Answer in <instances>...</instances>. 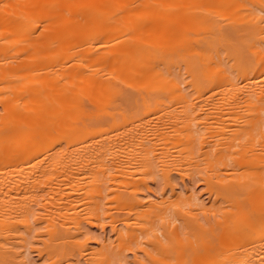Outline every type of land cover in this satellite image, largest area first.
<instances>
[{"label": "bare ground", "instance_id": "bare-ground-1", "mask_svg": "<svg viewBox=\"0 0 264 264\" xmlns=\"http://www.w3.org/2000/svg\"><path fill=\"white\" fill-rule=\"evenodd\" d=\"M261 13H264V0H0V50H60L58 70L60 72L59 76L61 77V85L60 87L58 86L60 88L59 95L58 91L56 92V95L59 96L58 101L56 102V105L58 107L54 106L53 109L55 110V107L58 108L56 112V117L58 116V119H53L59 121L55 122L58 124V130L56 128H50L47 131V129H45L46 127H44L45 124L48 123V119L46 118L52 116L49 115L50 113L52 114V111L50 110V113L47 112L48 110L46 107L44 110V112L46 111V115L43 112L44 108L42 107V111L40 109L41 106H43L41 104L44 103V100H42L43 96L40 95L42 92L40 93L39 86H36V83H39V80L41 79V76L38 75V79H40H35L37 82L33 81L36 87L31 88V92L28 90V87L26 88V90H28L31 95L29 96V93L26 94L28 92L26 90V93H22L29 96L28 99L26 98L27 96L25 97L23 95L24 98L28 99L32 104H38V108L36 107V110L32 107L27 108V112H23V110L19 109L17 104L15 103V101L17 100L15 98L16 100L14 101V103L19 110L17 108H15L17 110H14L13 108L11 110L9 109L10 114H12L13 116V120H15V122L13 121V123L15 124L13 125V123H10L12 121V118L8 117L10 122L8 123V120H6L5 118V120L7 121V125L4 124L5 126H3V123H1L0 125V152H9L12 148L13 150L18 149V147L20 148L23 142L26 140L24 142V146L20 148L19 151H13V154L9 153L11 155L8 156H15V158L12 157L14 160H16L17 156H21V158H19L24 159L25 162L34 159L35 156L38 155V152H42L39 150L40 144L45 143V140L49 142V139H43L44 137H47V133L44 134L43 128L44 130H46V132H48V136L50 133H52L49 132V130H57L59 134L56 131L53 132L57 133L59 136V143L57 146L59 147L60 145V147L58 150L56 148L57 153H55L57 156V161L60 164L61 170L63 172V174H61L63 176L59 179V182H63L64 187H62L61 184H58L57 187L53 189L54 192L57 193V199L61 200V202L64 204L65 202H68L69 205L70 202L74 201L75 197H78L76 196V194H78L80 190L85 188L86 185L83 188V185L81 187V184L78 185V182L82 178L81 174H83L87 169L92 171V169L96 167V171L99 172L100 176L95 173L96 171H94V173H91H93V176H95L94 174H97L99 177H101L98 179L101 190L105 187L108 189L106 184L109 182H107V178L109 177L108 170L113 171V165L116 164L114 162H109L110 164L107 163L105 153L113 144H117L119 142V144L117 145H125L126 143H128L127 136L122 135V137H118L119 134H117L118 136L116 135L117 137L112 139L110 145L106 144L103 141L94 142L91 139V134H93L97 126L100 125L96 123H98V121L104 120L105 116H108L107 114H96L95 107L98 101L106 100L120 102L126 101L127 99H130L132 97H137L145 100H187L189 96L188 92H186L184 89V85L187 86V83L189 82L191 83V85H193L194 93H198V95L203 94L205 88L207 89L205 91L210 90L211 93L212 91H214L213 93L215 95L221 94L223 98L227 93H230V98H232L230 100L233 103L237 104L239 102H246V105L248 104L252 107L253 112L249 119L245 121L246 123L242 126L236 125L233 128L228 129L227 125L224 124L223 126L219 127L218 130L215 131L216 140L211 144H209L208 142V147L206 148L205 153L214 151V154H218L223 158H230L231 155H233L234 152L239 151V149L242 148L243 145L249 144L247 147L244 146V149L241 151V153L237 152L238 156H233L231 160L232 166L240 165L247 169L245 172L241 173L240 176H234L233 179L229 180L225 179L224 177H219L220 174L218 173V175L216 173L218 179L213 185L212 182L209 183L210 177L206 176L208 177V180H205L206 185H212L209 188L207 186V188L211 191L209 192L215 194L216 200H220H218V202L216 201L217 210L219 211V218H217V220L214 219L215 223L213 222L214 220L211 221L209 217L203 218V220L205 224L207 222H213L215 226L214 229L217 230H215L216 233L218 232L216 235V239L219 238L217 237L219 235L220 237H222L221 242H223L222 239H225V241L226 239H228L226 243L232 242V246L230 245V251H228V253L224 255L226 260V262H224L225 264H264V84H260L259 80L262 79L258 78L261 75H264V45H253L254 41H252L251 38V36L254 35L253 39L255 38L257 40L258 38H261L262 40H264V14ZM39 26L40 28H38ZM243 30H245L248 36H250L248 41H251L253 43L252 44L251 42H249V44L251 43V48L249 47L250 50H248L249 48L247 46L246 47L248 49L246 48V50H239V48L236 49L237 46L241 47V49H245V44L248 45L245 41L246 37H244V40L240 39L242 40L240 42L245 43L244 46H241L238 42L236 43V41H239L237 36H241L238 32H244ZM261 39L259 40L260 42ZM234 44H236V46ZM33 61H35V57L33 58ZM23 63L24 62L21 63L22 68L17 65L19 67L18 69H23ZM36 64L37 63L33 64L34 68ZM30 65L32 68L33 65L31 63ZM42 67H44V65ZM24 68L26 69L25 66ZM32 71L34 72V70ZM184 75L185 77L187 76L188 78H191V80L185 78ZM2 77V74H0L1 80ZM34 78H36V76ZM4 80L6 81V79ZM242 80H244V84L239 85V81ZM47 83L49 82L47 81ZM194 84L196 86H194ZM40 85L44 86V84ZM203 87L204 90L202 92ZM199 89L201 90V92L199 91ZM52 91L55 90L53 89ZM222 94L225 95L223 96ZM50 95L51 94H48L46 96L45 94L47 98ZM52 95H54V93ZM56 95L51 97V99L56 97ZM1 97H3L4 99V96ZM226 97L228 96L226 95ZM12 98H10V101L12 100ZM47 98L44 99L47 101ZM6 102L7 101L5 98V101H2L3 108L5 106L4 112L5 109H7ZM18 104H20V102ZM49 104H51V102L48 103V107H50ZM232 106L231 108L233 109ZM235 106L234 108L236 109L237 106ZM51 108H53L52 105ZM5 116L6 115L4 114L3 117ZM189 116V114L183 115L181 123L185 125L190 124ZM191 117L192 116H190V119H192ZM51 121L49 122L51 123ZM55 123L53 125H56ZM8 124L12 125V127ZM51 124H49L48 126H50ZM137 125V127H126V129L124 128L125 132H134L137 130L135 128H141L138 129L141 131V136L139 140V159L137 160V163L144 167V170L146 171H144V174L151 173L156 176V173L153 172V169H155L153 168V166L155 167L154 163L157 164V162H160L163 166V169H158V171H164L163 173L161 172L162 177L165 176L164 178H166L168 180V184H170L169 177L171 173L169 172L173 168H175V170L177 169V167L175 166L177 165L178 160H171L170 153L168 151L162 152L165 155H163V159L159 160V142L157 143L152 140L155 136L152 135L153 138L149 137L150 134H148L147 129L142 126V124ZM18 126H24L25 128H27V130H25L21 127L22 130H25L27 134L25 133V131H20L19 129L20 135L22 134L21 132H24V136H27V138L24 141H21L22 143H16L18 145L17 146L12 142L15 140L13 138L16 137L15 133L19 128ZM168 127L174 128L175 126L172 124ZM176 130L178 129L176 128ZM19 132L16 133L18 136V140L20 138L18 135ZM128 132L125 134L127 135ZM121 133L124 134V132ZM24 136L21 135L22 138ZM11 138L13 139V141H11ZM51 138L53 137L51 136ZM203 142L204 141L201 140V145L199 144V148H205V145H202ZM11 143L14 144L15 147L17 146V148L12 147ZM10 146L12 148H10ZM195 146L196 142L194 143L193 147L195 148ZM41 147L43 148L42 145ZM42 148L40 149L42 150ZM111 148L113 149L114 147ZM118 149L120 148L118 147ZM118 153L111 151V156L108 160L113 161ZM41 154L38 156L43 155ZM45 157L47 156L45 155ZM52 157L54 156L52 155ZM126 157L128 158L127 155ZM136 159L137 158L135 156H130V158H128V160H125L122 164H129L130 160L136 161ZM40 161H43V159ZM57 161L53 160L52 162L57 163ZM118 161L119 163L121 162L120 160ZM25 162L23 163L24 165ZM34 162L36 165L37 161ZM70 164L78 166L73 170L69 169L68 171H66L65 168L69 167ZM46 165L42 167L44 168ZM36 166H38V164ZM120 167L122 169V166ZM36 168L38 169V167ZM45 169L47 168L45 167ZM45 169H41V171L39 170L41 172H38L39 176L40 174L46 175ZM124 170H126V168H124ZM134 171L135 169L133 170V172ZM174 171L172 170L171 172ZM35 172H31L32 175ZM49 172L46 171V173ZM120 172L121 174L124 173L121 170ZM125 172L126 174H130V172L128 171ZM111 174L110 177L113 178L114 174ZM98 176L96 178H98ZM123 176H121V178ZM198 177L201 178L200 175H198ZM36 178L37 177H35V179ZM170 179L173 180V177H170ZM136 180L137 181L135 183L137 184L138 179ZM144 180L145 179H143V181ZM51 181L47 182L50 184ZM12 182L13 181H11V183ZM123 182L124 181L122 179L121 183L124 186H127L126 188L128 189L131 187V189H133L131 190V192L134 191V193H136L135 195H137V192L140 193L139 191H136V187L135 190L132 186H128V183L127 185ZM44 183H46L45 180H42L40 178H37L36 182H32L31 185L26 186V183H24V193L26 194L25 191H28V189L32 190V193L33 191L42 192V190H45V188L42 187ZM114 184H116L117 187L119 185V182L116 181ZM139 184H142V181ZM14 186L16 189L21 190V187H19L21 186V184L17 183ZM91 186L95 188V186ZM48 187H50V185ZM5 188L7 192H10L14 189L13 185L11 184L8 187L5 186ZM94 188L92 189L95 192L96 188ZM0 189H2V187H0ZM97 189H99V187ZM118 190L120 191L119 188ZM87 191H90L89 187ZM250 191L252 192V194H258L257 197L256 195H253V198H251ZM85 192L86 191L84 190V193ZM128 192L131 194L130 191ZM128 192L126 191V193ZM6 193L4 194V197L8 195V200L4 201L5 198L3 200L0 197V240L2 238L5 240L0 242V246L1 248H3L5 243L9 246H7V248L5 249H1L0 251L2 252V255H4L3 253H5L6 255L4 256L11 257V254L14 253V246H12V241H9V243H7V239L10 236H15V233L19 230V226H24L26 229H28L29 218L31 219L29 215L31 214V206L30 204L28 205L27 203H23L24 201H16L17 199L14 198L16 196L12 197L13 195L11 196ZM14 193L17 194L16 192H13V194ZM98 193L97 195L100 194ZM30 197L32 198V196ZM36 197L39 196L36 195ZM80 197L81 199L82 197L86 198L83 195H80ZM64 198H66L67 201ZM96 198H92L93 201L91 200L92 203H95L94 205H97ZM125 198L128 199L129 197ZM62 199H64L65 201H62ZM81 199L78 201H82ZM99 199L97 198V202ZM131 199L134 200L132 196L130 200ZM32 200L35 199L32 198ZM138 200L139 199L137 195V199L135 198L134 200L135 204L132 201L133 207L140 205ZM223 202H226V204L222 205ZM99 203L100 202H98V204ZM136 203H138V205ZM33 205L34 203H32V208ZM145 205L147 206V204ZM148 205L150 204L148 203ZM65 206L68 209L67 203ZM99 207L102 208L103 204ZM146 208H148L147 210L150 209L149 207ZM16 209L20 210L22 216H15V213H17L15 211H18ZM96 209L98 210V207ZM96 209L95 211H92V214L96 217H94L95 219H98L99 212H96ZM141 209L142 207H140V209L137 208V210ZM156 209H158L159 211L161 210L160 208ZM143 210L145 211V209ZM151 210L152 209H150V211ZM98 211H100V209ZM133 211L135 212V210ZM150 211L148 212V214H152L153 216L154 212L152 211V213ZM94 212L96 213V215ZM158 213L159 212L157 211V214ZM118 214L121 215L122 212H118ZM74 217L76 218H74L75 220L79 219L80 221V218L77 219L78 216L75 215ZM65 218H68V216H65ZM70 218L73 219V217L71 216ZM125 218L127 219V217ZM194 221H197L193 224H198V228L203 225L196 219ZM62 222L63 225L61 226H56L55 224L52 225L50 233L54 238L63 240L74 239L75 241H77V238L80 235L82 236V234H86L85 230H83L84 228L82 229L83 231H81L82 226L80 227V230H78V223H75L78 227L76 232H73L72 230L71 232L70 230H68L69 227H67V229L62 228L65 223L64 221ZM82 222L79 223L81 224ZM84 222L81 225H83ZM88 222L89 221H87V223ZM149 222L150 221H148V223ZM148 223L147 225L144 224L146 225L145 228L147 230L142 226L145 232H147L144 234L150 233V229L152 228V226H149L150 224ZM150 223L151 225L153 224L152 222ZM91 224L92 223L88 225L90 226ZM124 224L130 225L128 224V222H125ZM112 227H114V230L115 227L117 228V226H113V224ZM127 227L129 226H126V228ZM88 228L89 227H87V229ZM175 228L176 226L174 227V229L172 228V236H174V234L176 235L177 233L175 231ZM201 228H203V226ZM153 229L155 228H152L151 232L153 231ZM214 229L211 230L214 231ZM211 230L209 231L210 233ZM118 231L120 230H117V232ZM132 233V235L129 234L131 235V237H129V240L131 239L129 242L131 243L133 241L135 242V240L137 239L136 236L138 232ZM151 234H153V236L156 235H154V233H150L149 236L151 237H153ZM163 234H166L165 230ZM145 237L146 236H144V238ZM208 237H211V235H208ZM141 238L139 237L138 240L140 241ZM155 238L157 239V235L155 236ZM214 238L215 235L213 238L206 239H208V241H212ZM229 239H231V241ZM179 240L181 239L179 238ZM75 241L73 243H75ZM186 241L190 243L189 239ZM185 242L184 244L186 249V245L189 244ZM214 242H212V246ZM78 244L81 243H77L76 246H80ZM223 244L221 246H223ZM134 245H137V247L140 248L139 245L136 244V242L134 243ZM131 247L132 246H130V248ZM192 247L193 246L190 244L189 248L193 249ZM210 247L208 248V250L212 249ZM224 248L223 250L226 251ZM83 249L82 251H84ZM214 249H216V246ZM80 250H78V252L76 253L79 254ZM186 250L188 251V249ZM208 250H206L207 254L209 252H212L211 250H209L208 252ZM222 253L224 254L223 251ZM82 254L83 253H80L81 256ZM113 254L115 253L113 252ZM243 255L245 256V258H242L241 261L239 256ZM76 259L77 258H75V260ZM238 259H240V262ZM225 260L223 259V261ZM80 261L81 260H79L78 263Z\"/></svg>", "mask_w": 264, "mask_h": 264}, {"label": "rangeland", "instance_id": "rangeland-1", "mask_svg": "<svg viewBox=\"0 0 264 264\" xmlns=\"http://www.w3.org/2000/svg\"><path fill=\"white\" fill-rule=\"evenodd\" d=\"M261 14H264V13H261ZM45 25H46V23H45ZM38 28H40V26ZM241 31L238 32V33H240L239 35H241L240 36L241 38L239 36H237L239 41H236V43L238 42V43H240L241 46L242 45L244 46L245 43L240 42V41H242L240 39L244 40V37H246L245 41L248 45L245 44V46H244L245 49H241V47H238V46L236 48L235 47L236 44H234L235 45L234 47L236 49L239 48V50H246L247 47L248 48L250 47L252 42L248 41L250 36H248L247 32L245 30H243L245 33L241 32ZM241 33H243V34H241ZM253 37H254V35L251 36L252 41H254L253 42L254 44L252 43L253 45H255V44L256 45L257 44L264 45V40H262L260 38L261 42L259 41L260 40L258 38L259 35H258V37L256 36L258 38L257 39L258 42L255 38L253 39ZM249 42H251V43L249 44ZM237 45H239V44H237ZM250 48L248 50H250ZM59 51L60 50H0V74H2V76H3L2 80L0 78V81H2V82H0V101H1V103H0V125H1V123H3L2 124L3 126L7 125L6 120H8V123H9L10 122L9 118H12V121L10 123H13V121L15 122V120H13L12 114H10V112H9V109L11 110L13 108L14 110H17L19 108V109H22L23 112H27V110H28L27 108L32 107L33 109L36 110L38 108V104H34V103L32 104L28 99H29V96L31 95L30 89L34 88L36 86L37 87L39 86L40 93L42 92L40 95H42L45 99L47 98L46 96L48 94H51L49 96L50 99L48 97L47 101L42 97V100H44V103L41 104V105H43L40 108L41 111L44 108L43 109V112H44L46 107L48 110L47 112L50 113L52 111V114L51 113L49 114V115H52V116H50L52 121H51L50 117L46 118V119H48L47 120L48 123L49 124L52 123V124L50 126H48L49 124L47 123L48 125L45 124L44 127H46L45 129H47V131L50 128H53V129L56 128L57 129L58 124L55 122L58 120H53V119H55V118L58 119V116L56 117V112L58 109V108H56V107H58L56 105V102L58 101L59 96L56 95V92L58 91V95H59V89H60L59 87L61 85L60 84L61 83L60 82L61 77L59 76L60 72L58 70V68H59ZM34 57H35V61H33ZM22 59H26L27 61L22 60ZM22 62L25 63V64L23 63V69H18L19 68L18 66H20V68H22L21 67ZM30 63L32 65L37 63L38 66L36 64L35 68H34V65L31 68ZM41 65L42 66L44 65V67H42ZM24 66L26 67V69L24 68ZM45 66H46V68H45ZM30 68H31V70H30ZM4 69H5V71H4ZM7 69H8V72H7ZM32 70H34V72ZM7 73H9V74H7ZM38 75L41 76L40 77L41 79L39 78L40 80L38 79V77H39ZM185 75H184V77H185ZM35 76H36V78H34ZM185 78H188V77L186 76ZM258 78L262 79V80H259V82H260V84L263 85L264 84V79H263L264 75H261ZM4 79H6V81ZM35 79H38L39 83L42 85L44 84V86H41ZM188 79L191 80V78H188ZM46 80L49 83H47ZM33 81H36L38 84L35 82L36 83V86H35ZM186 81H187V79H186ZM28 83L30 86L28 85ZM189 83H187V86L184 85V89L186 92H188V96H189L187 100H181V99H177V100H175V99L174 100H171V99H165V100L164 99L163 100L162 99L161 100L149 99V100H145V99H141V98H137V97H135V98L132 97L130 99H127L126 101H120V102L119 101H106V100L105 101H98V103L95 107L96 114H107L108 116H105L104 120L98 121V123H96V124H100V125H98L95 132L93 134H91L92 135L91 139L94 142L103 141L106 144L110 145L112 139L117 137L118 136L117 134H119L118 137H122V135L127 136L128 143H126L125 145H117V144H119V142L117 144H113L110 146L109 150L105 153L107 163L114 162L116 164V165H113L114 166L113 171L108 170L109 177H110L111 173L114 174V177L109 178L108 176H106L109 178V179L107 178V182L111 181L110 182L111 184L109 182L106 183L108 189L105 187L101 190L100 185L98 183L99 182L98 179L101 177H99L100 174H99V172L96 171V167L94 169H92V171L87 169L83 174H81L82 178L78 182V185L81 184L80 185L81 187H82V185H83V188L85 185L86 186L84 189L80 190V192L78 194H76V196H78V197H75L74 201L70 202L69 205H68V202H65V204H64L61 202V200H58L57 199V193L54 192V189H55V187H57L58 184H61V186L64 187L63 182L62 183L59 182V179L63 176V175H61V174H63V172L61 170L60 164L57 161V156H56V153H57L56 148L58 150L60 147V145H59V147L57 146L59 143V138H58L59 133L57 132L58 129L53 130V131H56L58 134L53 132L52 129H51V131L49 130V132L53 133V134L50 133L49 134L50 137H49L48 132H46V130H44V128H43L44 134L47 133L46 134L47 137H44L43 139L44 140H45V138L49 139V142L47 140H45L46 141V142L44 141L45 143L40 144L39 150L42 152H40V153L38 152L37 154L40 155L42 153L43 155L42 154H41L42 156L37 155L34 158L36 160L31 159V160H28L25 162L24 159H20L21 156H17L16 160L13 159V158H15V156L12 155L13 158L8 156V155L13 154L12 153L13 151H15V152L17 150L19 151L20 148H22L25 144L24 142L26 141L25 139L27 138V136L25 137L24 134L26 133L25 130H27V128H25L24 126H20V127L18 126L19 128L16 131V133L19 132V129L21 131L23 128L25 130H22V131H25V133L21 132L22 133L21 135H23L24 137L22 138L20 135V132H19L18 135L20 138L18 140V138H17L18 136L15 133L16 137H14L15 136L14 135L13 139H15L14 141H17V140L18 141L14 142L12 138H11L12 139L11 141H13L12 143H15V145H17L16 143L19 144L21 141L25 140L23 142V144L21 145V147L20 148L18 147V149L13 150L12 147L17 148L18 145L15 147V145L11 143V146H12V147L10 146V148H12V149H10L11 151L8 152L5 150L6 152H4V151L0 152V187H2V189H0V193H1L0 197L3 200L5 198L4 201L8 200L9 199L8 195H6L4 197V194L7 192L5 186L8 187L10 184L13 185L15 190L13 189L14 191L11 190L10 192H7L6 194H9L11 196L13 195L12 197L16 196V197H14L17 199L16 201H22V202L24 201L23 203H27L28 205L30 204L31 214H29V215H30L31 219L29 218L28 229H26L24 226H19V230L15 233V236H10L7 239V243H9V241L13 242L12 246H14L13 247L14 253L12 252L13 254H11L12 255L11 257H6V256H4L6 254L3 253L4 255H2V252L0 251V264H196V263L197 264H223L224 262H226L224 255H226L228 253V251H230V248L232 246L231 245L232 242L226 243V241L228 239H226V241H225V239H222L224 242V244H223V242H221L222 237H220L219 235L217 237H219L220 239L219 238L216 239V235L218 232L216 233L217 230L214 229L215 226H214L213 222L215 223L214 219L217 220V218H219L218 217L219 211L217 210V203H216V201L218 202L219 199L216 200L215 194L210 193L211 191L208 188L210 186H212L213 184H215V182L218 179V176H217L218 173L220 174V175L218 174L219 177H224L225 179L229 180V179H233L234 176H240L241 173L246 171L247 168H244L240 165L232 166L231 160H232L233 156L234 157L238 156L237 152L241 153V151L244 149V146L247 147L249 144L243 145L242 148H240L239 151L234 152L230 158H223V157L219 156L218 154H214L213 153L214 151H209V153H205V150L208 147V142H209V144H211L216 140L215 131L218 130L219 127H221L225 124V125H227L228 129H230L236 125H238V126L244 125L246 123L245 121L248 120L249 117L251 116L253 109L248 104L246 105L245 104L246 102L245 103L239 102V103H237L238 105L233 103L230 100V99H232V98H230L231 97L230 93L226 94L228 97H226L225 94H222L223 96L225 95V97L223 98L221 96V94H217L215 92L217 94V95H215L213 93L214 91H212V93L214 94L213 95L210 90L205 91L207 89L205 88V90H204V87H203V89H202V92L204 90L203 94L198 95V93L197 94L194 93L193 85H191V83L189 85ZM46 84H47V86H46ZM182 84H186V83H182ZM243 84H244V80L239 81V85H243ZM21 85H25V86H21ZM194 86H196V85L194 84ZM27 87H28V90L30 92L28 90H26ZM13 88H16V89H13ZM53 89L55 91H52ZM25 90L28 92L26 93ZM10 91H12V92H10ZM14 91H16V92H14ZM17 91L20 93H18ZM45 91H49V92H45ZM199 91L201 92L200 89H199ZM24 92L26 94L29 93V96L22 94ZM43 92L46 94V96ZM53 93H54V95H52ZM23 95L25 97L27 96L26 98H28V99H25ZM55 95H56V97H54L55 99L54 98L51 99V97H53ZM1 96H4V99ZM12 96H13V98H12ZM5 98L7 101L6 102L7 109H5V112H4L5 106L3 108L2 101H5ZM10 98H12L11 101H10ZM26 100H27V102H26ZM30 100H31V97H30ZM14 101L17 104L18 108L16 107V104L14 103ZM19 102H20V104H18ZM50 102H51V104H49L50 107H48V103H50ZM51 105L53 108H51ZM239 105H240V107H239ZM54 106H56L55 110H53ZM231 106L233 107V109L231 108ZM234 106L236 107V109L234 108ZM15 108H17V109H15ZM22 110H20V111H22ZM229 111H231L232 113ZM53 113H54V115H53ZM4 114L6 115L5 117H3ZM185 114H189L190 116H192L191 117L192 119H190V116H189L190 124H188V125L181 123L182 117ZM179 116H181V117H179ZM5 118H6V120H5ZM178 120H180V121H178ZM47 121H45V122H47ZM49 121H51V123ZM54 123L56 125H53ZM14 124L15 123H13V125ZM137 124H142V126H144L147 129L148 134H150L149 137L153 138V136H155L152 140H154L157 143L159 142L158 143L159 144V148H158L159 150L157 149L159 152V155H158L159 160L163 159V157H164L163 155H165V154H163L162 152H165V151H168L170 153L171 160L172 159L178 160L177 161L178 166L177 165L175 166V167H177V169L175 170V168H173V169H171V171L172 170L173 171L175 170V171L169 172L172 174V175L170 174V177L171 178L173 177V180L170 179V177H169L170 184H168V180L166 178H164L165 176L162 177V173L164 171L163 172L158 171V169H160V170L163 169L162 168L163 166L160 162H157V164L154 163L155 167L153 166V168H155V169H153L154 170L153 172L156 173V176H154V174H151V173L150 174L149 173L144 174V171H145L144 167L137 163V160L139 159V142H140L139 140H140V136H141L140 135L141 131L138 129H141V128H135L137 130L136 131L133 130L134 132H131V131L125 132L126 127L127 128L137 127L138 126ZM172 124L175 127L169 128L168 126H170ZM9 126L12 127V125H9ZM47 127H49V128H47ZM176 128L178 130H176ZM121 132H124V134H122ZM127 132H128V134L126 135L125 133H127ZM51 136L53 138H51ZM201 140L205 142V143L203 142V144H202V145H205L204 149L199 148V144L201 145V143H200ZM195 142H196V146L194 148L193 145ZM53 144H54V146H53ZM206 144H207V146H206ZM41 145L43 146V148L41 147ZM111 147H114V148L112 149ZM118 147L120 149H118ZM161 147L163 150L161 149ZM40 148H42V150ZM45 149H48V150H45ZM236 149H237V147H236ZM110 150L114 151L115 153L119 152L118 155L115 156L113 161L108 160V159H110V156H111ZM120 151H122V152H120ZM9 153H11V154H9ZM125 154L128 156V158H130V156L131 157L135 156L137 158L136 161L130 160V162H129L130 165L126 164L127 166L122 164L125 160H128V158L126 157ZM134 154H136L137 156ZM45 155L47 157H45ZM52 155L54 157H52ZM43 157H45V158H43ZM10 159H11V161H10ZM42 159H43V161H40ZM48 159H51V160H48ZM23 160L25 162V165L23 164L24 163ZM53 160L57 161V163L52 162ZM118 160H120L121 162L119 163ZM34 161H37L36 165L38 164V166L35 165ZM131 161H132V163H131ZM50 162H51V165H50ZM41 164H43V165H41ZM53 164H55V165H53ZM44 165H46L45 167L47 169H45V167L44 168L42 167ZM70 165H69V167H67L68 169L65 168L66 171H68L69 169L73 170L78 166V165L73 164V165H71L72 166L71 167ZM117 165H119V166H117ZM120 166H122V169ZM36 167H38V169ZM79 167H80V164H79ZM129 167H130V169H129ZM156 167H157V170H156ZM25 168H26V170H25ZM40 168L42 170L45 169L46 175L40 174V176H39V173H41ZM118 168L122 172H124V173H122L124 176L121 174V172ZM124 168H126V170H124ZM116 169L119 171H117ZM134 169H135V171L133 172ZM155 170H156V172H155ZM46 171L49 173H46ZM94 171H96L95 173H97L99 176L97 174H94L95 176H93ZM125 171L130 172V174L127 173L128 174L127 175ZM31 172L32 173L35 172L33 174L34 176L32 175ZM60 172H62V173H60ZM86 172H89V173H86ZM91 172H93V173H91ZM20 173H22V174H20ZM29 173H31V174H29ZM108 173H107V175H108ZM117 173H119V174H117ZM131 173L132 174L135 173V174L132 175ZM198 175H200L201 178H199ZM41 176H43V177H41ZM97 176H98V178H96ZM121 176H123V177L121 178ZM206 176L210 177L209 183L212 182V185H210V186L208 184L206 185L205 180L206 181L208 180L207 179L208 177H206ZM22 177H24L25 179ZM35 177L40 178L42 180H45L46 183H48L47 181H51V180L52 181L50 182V184L44 183L43 186L41 185L46 190V191L42 190V192H44V193H42L41 191H39V192L33 191V193H32L31 192L32 190L28 189V191L29 190L30 191L29 192L25 191L26 192V194H25L24 188H23V186H25L24 183H26V186L31 185L32 182L35 183L36 179H37V178L35 179ZM5 178H7V179H5ZM27 178H28V180H27ZM116 178H117V180H116ZM203 178H205V179H203ZM18 179L19 180L21 179V180L19 181ZM23 179L25 182L23 181ZM122 179L124 181L123 183H125V184L128 183L129 184V185L127 184L128 186H132L135 190L137 188L136 191L140 192V193L137 192V195H138V199H139L138 201H139L141 206L138 205V203H136L138 206H134L135 208L132 206L133 202L135 204L134 200H135V198L137 199V195H135L136 193H134V191L131 192V190H133V189H131V187L129 188L130 189L129 190L128 188H126L127 186H124L121 183ZM132 179H134V180H132ZM136 179H138L137 184L135 183L137 181ZM143 179H145V180L143 181ZM11 181H13V182L11 183ZM114 181L119 182V185L117 187H116L117 183L114 184L115 183ZM141 181H142V184H144V185L139 184ZM22 182H24V183H22ZM17 183L21 184V186H19V187H21V190H23V191L15 188L14 185ZM132 183L133 184L135 183L137 186L135 184L133 185ZM120 184H121V186H120ZM2 185L3 186L5 185V186L3 187ZM49 185H50V187H48ZM91 185L95 186V188L98 186L99 189H97L98 188L97 187L96 191L94 192V190L92 189L94 187H92ZM140 185H142V186H140ZM87 186L90 189L89 192L87 191V189H88ZM207 186H208V188H207ZM118 188L120 189V191L118 190ZM84 190L86 191L85 193H84ZM115 190H118V191H115ZM12 191L16 192L17 194H15V193L13 194ZM126 191L127 192L130 191L131 194L129 192L126 193ZM251 191H250L251 198H253V195L254 196L256 195V197H257L258 194H255V193L252 194ZM255 192H257V191H255ZM45 193H48V194H45ZM97 193L99 195H97ZM125 194H127L128 196ZM36 195L39 197H36ZM80 195H83L86 198L82 197V199H81ZM134 195H135V197H134ZM30 196H32V198L35 200H32V198ZM52 196H53V198H52ZM95 196L98 199L100 198L98 200V202H100L101 204L100 203L98 204L97 198ZM131 196H132V198H134V200H132V199L130 200ZM250 196H249V198H250ZM94 197L96 198L97 205H94L95 203H92V201H93L92 198L95 199ZM101 197H102V199H101ZM125 197H129V198L127 199ZM53 199H55V200H53ZM64 199L66 200V198H64ZM64 199H62V201H65ZM80 199L84 202L78 201ZM28 200H29V203H28ZM32 203H34L33 208H32ZM66 203H67L68 209L65 206ZM79 203H81V204H79ZM148 203L150 205H148ZM76 204H77V206H76ZM102 204H103V207L102 208L99 207V206H102ZM145 204H147V206ZM225 204H226V202L222 203V205H225ZM63 206H65V207H63ZM87 206L90 208H88ZM95 206H96V208L98 207V210L100 209V211H98L95 208ZM143 206L149 207L152 210L151 211H150V209L147 210L148 208L143 207ZM155 206H156V208H160L161 210L159 211L158 209L155 208ZM91 207H92V209H91ZM140 207H142V209L137 210V208L140 209ZM70 208H72V209H70ZM93 208L96 209V212H99V214L97 213L99 215L98 219H95L96 217L92 214L93 213L92 211H95V209H93ZM143 209H145L146 212ZM16 210H18V209H16ZM133 210H135V212L138 211L139 213L138 212L135 213ZM65 211H67V212H65ZM87 211H89V212H87ZM140 211H141V213H140ZM149 211L154 212V213L152 212L153 216H152V214L151 215L148 214ZM157 211L159 212L158 214H157ZM15 212H17V213H15L16 215L14 214L15 216H22L21 215L22 213L20 212V210L15 211ZM118 212L119 213L122 212V214L120 215V214H118ZM142 212H145V213H142ZM215 212H217V213H215ZM60 213L61 214L64 213L65 215L64 214L61 215ZM128 213H129V216H128ZM74 214L76 216H78L77 219L80 218V221H79V219L75 220L76 218L74 217L75 216ZM154 214H156V215H154ZM87 215H89V216H87ZM95 215H96V213H95ZM65 216L66 217L68 216V218H65ZM70 216L73 217V219H71ZM79 216H81V217H79ZM82 216H85V217H82ZM215 216H216V218H215ZM125 217H127V219ZM208 217L210 218L211 221H213V220L214 221L209 222V223L207 222L205 224L203 218H208ZM112 219H114V220H112ZM195 219L203 224L202 225L203 228H201L202 226L200 228H198V224H196L197 226L193 224L195 222L194 221ZM61 220L66 223V224L64 223V226H62V228L67 229V227H69L68 230H70V231L72 230L73 232H76V230L78 228L77 226H79L78 230H80V227L82 226L81 231L85 230L86 234L85 235L82 234V236L80 235L77 238L78 242L73 239L75 241V243H73L74 241L70 240V239H64L63 240V239L54 238L50 233V231L52 229V225L53 224H55L56 226L63 225V222ZM81 220L83 222L86 220L85 221L86 224L84 222V224L81 225L83 223ZM77 221L82 222V223L80 224ZM87 221H89L92 224L89 226L88 224H90V223L89 222L87 223ZM148 221L152 222L154 225L153 224L151 225V223L150 222L148 223ZM125 222L126 223L128 222V224H130V225L124 224ZM59 223H60V225H59ZM75 223H78L77 226ZM147 223L150 224L149 226H152V228H155V229H153L152 232H151V229H152L151 228L150 233H154V235L156 234L157 239L155 238L156 235L153 236V234H151L154 237V239H155L154 240L153 237L149 236L150 233L144 234V233H147L144 230V229H146L145 226L147 225ZM112 224H113V226H117V228L115 227V230H114V227H112ZM144 224H146V225H144ZM209 224L211 226L212 225L213 226L211 227ZM126 226H129V227L126 228ZM142 226L144 229L142 228ZM175 226H176L175 231L177 233H176V235L174 234V236H172L171 231H172V228L174 229ZM87 227H89V228L87 229ZM210 228L214 229V231L211 230ZM117 230H120V231L117 232ZM140 230L142 232L144 231L143 235H142V232ZM164 230L166 232L165 235L163 234ZM210 230H211L212 234L209 232ZM139 231L141 232V234ZM87 232H88V234H87ZM119 232H120V234H119ZM132 232H134V233L138 232L137 233L138 237L136 236L137 239L135 238L136 240H138L139 237L140 238L143 237V238H141L140 241L135 240L136 244H138L140 248H138L137 245H134V243H135L134 241L132 243L129 242L131 240V239L129 240V237H131V235L133 234ZM181 232H182V234H181ZM129 234H131V235H129ZM208 235H211V237H208ZM214 235H215V238L213 240L215 242L213 240L208 241V239L213 238ZM144 236H146V237L144 238ZM179 238L181 240H179ZM206 238H208V239H206ZM188 239H189L190 243H188V241H186ZM176 240H177V242H176ZM182 240L184 242L186 241L189 244V245H186L188 247V248L186 247V249H188V251L185 249V244ZM229 240L231 241V239H229ZM1 241H5V240L2 238L0 240V242ZM70 241L71 242L73 241V242L71 243ZM157 241H159V242H157ZM141 242H143V243H141ZM212 242H214V244L216 243L215 244L216 249H214L215 248L214 244H213V246L211 245ZM77 243H81V244H78L81 247L76 246ZM225 243L228 245L229 248L227 247V245ZM190 244L193 246L192 247L193 249L189 248ZM222 244L225 248L223 246H221ZM7 246H9V245H7L5 243L3 248H1V246H0V250L7 248ZM130 246H132V247L136 246V247L135 248L131 247L132 248L131 249ZM210 246H212V247H210ZM141 247H143L144 249ZM209 247L212 248V249H209L212 252H209V250H208ZM76 248L78 250L81 249L80 253H83L82 256L80 255V253L79 254L76 253V252H78V250ZM223 248L226 251H224ZM82 249L84 251H82ZM189 249H190V251H189ZM116 250H118V251H116ZM206 250H208V252L210 254L209 253L207 254ZM222 251L224 252V254L222 253ZM113 252L115 254H113ZM208 255H210V256H208ZM243 256H239L241 261H242V258H245V256L244 257ZM74 257L77 259L79 258L78 261L79 260H81V261L78 263L77 259L75 260ZM223 259L225 261H223ZM240 259H238L239 262H240ZM250 259H249V261H250ZM238 260H237V262H238Z\"/></svg>", "mask_w": 264, "mask_h": 264}]
</instances>
